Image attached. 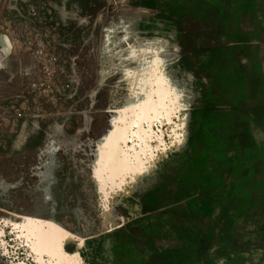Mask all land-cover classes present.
Masks as SVG:
<instances>
[{
  "label": "rangeland",
  "instance_id": "rangeland-1",
  "mask_svg": "<svg viewBox=\"0 0 264 264\" xmlns=\"http://www.w3.org/2000/svg\"><path fill=\"white\" fill-rule=\"evenodd\" d=\"M4 6L5 1L0 22ZM9 39L0 25V120L18 123L7 105L28 83L32 58ZM178 44L176 34L156 31L154 42L144 41L138 50H129L123 62L111 65L100 64L93 49L95 80L80 110L66 111L43 101L37 112L19 118L33 117L41 137L53 142L44 146L37 172L14 181L9 172H0V190L21 184L42 191L44 204L36 210L44 225L33 226L35 236L46 228L54 246L63 231L69 236L64 245L59 242L64 246L60 253L46 256L52 263L191 264L196 238L197 246L211 249L209 228L227 215L223 206L202 204L197 196L214 182L224 187L229 174L235 183L250 185L249 207L238 201L233 212L251 216V224L243 221V226L246 232H257L264 219V202L259 201L264 191L258 188L264 184V171L250 176L221 172L228 167L221 149H227L230 131L222 123L219 143L214 144L220 149V172L202 171L210 164L202 151L212 145L199 116L211 82L199 75L188 50ZM225 83L214 82L221 91L234 89L233 82ZM15 233L0 220V264H38L28 254L19 256ZM222 257L218 259L223 264L232 262Z\"/></svg>",
  "mask_w": 264,
  "mask_h": 264
},
{
  "label": "crops",
  "instance_id": "crops-1",
  "mask_svg": "<svg viewBox=\"0 0 264 264\" xmlns=\"http://www.w3.org/2000/svg\"><path fill=\"white\" fill-rule=\"evenodd\" d=\"M16 1L5 0L0 25ZM48 1L61 11L82 40L90 36L102 65L123 62L129 50H138L144 41L154 42L156 31L176 34L178 47L188 50L190 62L197 66L199 75L211 82L205 92L208 103L201 107L199 116L204 134H211L208 141L212 145L210 150L202 151L210 161L202 171L220 172L217 165L220 149L214 146L219 143L216 135L220 123L230 130L226 136L227 149H221L225 150L221 158L228 167L221 172H248L246 176H250L251 172L264 171V135L261 134L264 133V0ZM217 81L226 82V86L233 82L234 89L221 91L214 84ZM39 129V123L31 116L21 118L18 123L0 120V172H9L8 177L13 181L26 172H37L36 163L44 146L53 142L49 137H41ZM240 129L245 131L241 133ZM263 185L258 186L260 191H264ZM9 187L8 191L0 190V220L16 231L19 256L28 254L38 264H54L46 256L57 255L61 247L64 249V241L69 238L67 232L61 233L56 246L46 228H42L41 236H35L33 226L44 225L42 213L36 210L44 204L42 191L27 190L21 184ZM250 190L245 182L235 183L231 174L226 177L224 187L214 182L201 188L198 201L223 206L227 215L223 222L209 228L211 249L207 251L205 244L197 246L199 238H196V245L190 251L196 258L191 264H223L218 259L222 256L232 260L229 264H264V219L261 218L256 233L246 232L243 221L251 224V216L237 217L233 212L238 201L249 207ZM259 201L264 199L259 197ZM203 257L210 258V262ZM253 257L258 260L251 261Z\"/></svg>",
  "mask_w": 264,
  "mask_h": 264
},
{
  "label": "built area",
  "instance_id": "built-area-1",
  "mask_svg": "<svg viewBox=\"0 0 264 264\" xmlns=\"http://www.w3.org/2000/svg\"><path fill=\"white\" fill-rule=\"evenodd\" d=\"M1 26L12 43L32 58L28 83L7 105L16 121L37 112L43 101L66 111L80 110L87 103V92L95 80L90 36L82 40L48 0H17Z\"/></svg>",
  "mask_w": 264,
  "mask_h": 264
},
{
  "label": "water",
  "instance_id": "water-1",
  "mask_svg": "<svg viewBox=\"0 0 264 264\" xmlns=\"http://www.w3.org/2000/svg\"><path fill=\"white\" fill-rule=\"evenodd\" d=\"M4 1L5 0H0V13H1V10H2L3 4H4Z\"/></svg>",
  "mask_w": 264,
  "mask_h": 264
}]
</instances>
